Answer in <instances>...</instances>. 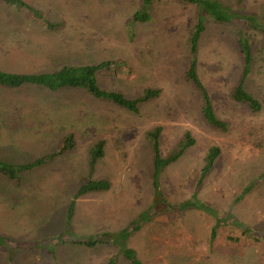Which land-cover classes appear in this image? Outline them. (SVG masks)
Returning <instances> with one entry per match:
<instances>
[{
    "label": "rangeland",
    "instance_id": "374dc122",
    "mask_svg": "<svg viewBox=\"0 0 264 264\" xmlns=\"http://www.w3.org/2000/svg\"><path fill=\"white\" fill-rule=\"evenodd\" d=\"M20 1L66 26L49 38L39 34L26 43L35 58L13 50L16 42L7 44L14 57L0 44V70L39 74L109 62L108 73L99 76V87L130 99L146 88H158L161 94L133 114L80 89L47 94L23 86L6 90L10 97L0 89V102L13 99L19 108L30 105L22 110L21 124H8L5 111H10L0 110V162L34 164L74 143L73 150L21 173L19 186L0 178V235L7 242L0 248V264H52L50 256L35 250L46 243L56 244V264H108L112 258L115 264L127 263L121 253L125 244L140 264H264V37H251L254 64L245 87L261 103L256 113L230 97L241 76L242 59L230 29L208 22L193 53L214 112L228 124L221 132L207 124L202 98L185 78L198 18L194 6L151 0L150 23L131 24L143 0ZM219 1L264 20V0ZM19 3L0 0V32L7 23L21 21L20 13H28ZM38 48L42 51L35 54ZM156 127L162 128V160L187 132L195 144L175 163L159 168L151 138L146 137ZM97 141L104 142V150L93 179L108 181L110 190L78 199L69 221L71 197L87 179L89 150ZM212 146L220 154L198 186ZM202 203L211 212L199 210ZM227 217L210 246L214 219ZM133 222L139 230L123 245L118 236V246L88 249L71 244L99 238L103 232L118 233ZM178 231L189 246L180 252L171 242L165 245ZM60 236L65 244H57ZM229 236L232 240L227 241Z\"/></svg>",
    "mask_w": 264,
    "mask_h": 264
},
{
    "label": "trees",
    "instance_id": "16d2710c",
    "mask_svg": "<svg viewBox=\"0 0 264 264\" xmlns=\"http://www.w3.org/2000/svg\"><path fill=\"white\" fill-rule=\"evenodd\" d=\"M3 1L9 4H17L18 2H21L19 3V6L26 8V10L28 11L27 16L32 20L41 23L42 26L50 32L62 30L64 27L63 24L58 23L55 20H51L49 16L41 13L40 11H35L31 9L28 5H26L20 0ZM174 1L180 4L192 5L198 11L197 23L195 25L194 33L190 38V48L188 51V56L191 54L192 56L190 55V57L192 58V60L190 63H188L185 78L194 86V88L198 91L199 95L202 98V114L207 124L216 130L226 132L228 124L224 121L219 120L214 112L208 91L202 84L196 72V59L193 60V53L196 52L198 43L200 42L204 31L206 32L208 22H213L215 25L219 24L220 27L230 29L234 36V39H236V42L234 44L237 48V51H239V54H241L242 57L240 68L241 76L239 75L238 84L231 89L230 97L237 103H243L254 113L259 112L262 107L261 103L245 87H247V80L251 75L252 67L254 64V49L251 42V37H254L253 34L264 37V20H260L258 16L253 13H245L241 11L232 10L222 4L219 0ZM151 5H153V3L151 4V0H143V3L141 4L140 8L132 16L131 24L150 23L152 18V15L150 13ZM109 66V62L89 66H70L64 67L63 69L61 68L57 72L53 71L39 74H21L0 70V87L7 89H18L23 86H29L45 88L50 92H66L80 89L86 91L95 100H102L104 101V103L108 102V104L112 106L124 109L125 111L133 114H137L139 112V105L148 103L154 98H158V96L161 94V90L158 88H146L145 90H143L144 92L141 95L134 99H130L121 93L104 90L102 87H99L97 83L99 82V76L104 75V72L108 73L107 70L109 69ZM115 75L116 73L113 72V75L111 76ZM153 130L154 132L152 131L146 133V137L151 138V146L155 153L154 163L159 168H164L166 166L168 167L172 163H175L188 148H191L195 144L194 139H192L190 133L187 132L184 137L179 141L177 148L168 156V158L162 160L159 154L158 143V139L160 137V134L162 133V128L156 127ZM69 136L71 137L72 134L70 133ZM73 144L63 146L59 152L47 156L48 158H42L36 161L34 164L26 166H14L0 162V178H7L8 181L14 186H19V179L22 176L21 173L29 170L34 165H40L44 163L47 159H50L53 156L60 155L67 150H73ZM103 150V141H97V143L89 150L90 168L88 172V177L84 181V183H82L81 186L77 187L76 191L71 197L72 201L70 202L67 212V218L69 221L73 219L74 207L78 199L83 196L107 192L108 190H110L111 185L108 181L93 179L95 169L94 165L103 156ZM219 154L220 151L217 147L212 146L209 147V149L207 150V154L204 159L205 165L202 168L200 180L197 184L198 186L202 184L204 177L214 167ZM160 172L161 171L157 173L158 176ZM246 191L247 190L245 189L242 195H244ZM237 200H240V198L236 199L235 201ZM198 209L211 212L210 210H207L205 204L203 203L200 204V206L198 205ZM226 220H229V217H227L226 219L216 218V226L213 229L212 238H215V232L219 226L224 223L227 224ZM138 230L139 227L134 225L133 222L129 225L128 228L118 233L111 235V233L103 232V234L97 235L99 236V238L91 237L88 241H72V243H70L72 245L83 246L88 249H94L96 245L101 246L111 244L112 246H116L119 242H121V244L123 245L127 241L130 234L135 233ZM245 233H247V231ZM117 236L121 239L119 242L117 239L115 240V237ZM58 240L59 241L57 244L66 243L65 241H62V236H60ZM6 245L7 242L5 236L0 235V248H4ZM123 248L124 251L121 253L127 260H129L131 264H140L135 259L134 252L131 249L126 248V244L123 246ZM118 249L120 250V247H118ZM35 250H41L45 252L48 256H50L52 264H54V262L56 264V262L58 261L56 244L49 245V243H46V245L43 246L41 249L35 248ZM112 259H109L108 264H115ZM10 260L12 261V258H10ZM61 262L62 259L60 258L59 263Z\"/></svg>",
    "mask_w": 264,
    "mask_h": 264
},
{
    "label": "crops",
    "instance_id": "0c3cea01",
    "mask_svg": "<svg viewBox=\"0 0 264 264\" xmlns=\"http://www.w3.org/2000/svg\"><path fill=\"white\" fill-rule=\"evenodd\" d=\"M25 15L27 16V14L20 13V15H19L20 16V19L19 20H21V21H17L15 23H10V24L7 23L6 25L2 26L4 31L3 32H0V34H2V38L0 37L2 39V40L0 39V44L2 46H5L7 48V50L9 51V54H10L9 56H13V50L14 49H17L18 52L20 51L23 54L22 57H24V55H26L28 53H31V52H29L26 49V47H25L26 43L32 42L33 41L32 39L36 40L38 38L39 34L40 35H43V37L46 36L45 38H49L50 35L59 33L61 31V30H58L56 32H50L47 29H45V27H43L41 23H38V22H36L35 20H32V19L29 20L28 22H26L22 18ZM56 22L63 24L64 27L66 26V22H64V21H56ZM10 41L16 42L17 48L15 46H13L12 47L13 50H12L7 45L8 42H10ZM24 50L27 53L24 52ZM34 51H35L34 53L37 54L38 51H42V50L38 48L37 50H34ZM28 55H32V53L31 54H28ZM33 55L31 57L35 58L36 55H34V56ZM31 57H29V58H31ZM29 88L41 89V90H43L45 92L47 91L49 93L56 94V92H50V91H48L45 88H39V87H29ZM0 89H2L5 92H7L6 90H8V92H11L13 90H16V89H7V88H2V87H0ZM83 92H85L88 96H90L86 91L83 90ZM58 93H63V91H59ZM8 95L10 97L12 95V93H8ZM17 103L18 102L17 101H14L13 99L0 102V110H8V111H10V112L5 111V115H7V117L9 118L6 121L7 123L8 122H13V123H17V124H21L22 123L23 118L20 115H24L25 114V113H22V110L24 109V111H25V108L29 107L30 105L29 104L22 105L23 107L19 108L20 106H18ZM61 117H62V115H61ZM9 120H11V121H9ZM7 132L9 133L10 131H7ZM19 132H21V130ZM214 220H215V224H214L213 228L211 229L212 232H213V229L216 226V218ZM226 225L227 224L224 223V224H222L219 227L226 226ZM216 231H217V229H216ZM172 236H173V239H169L168 240V238H166V240H165L166 244L165 245H167L169 242H171L170 243V246L171 247H174V249L177 252L183 251L184 249H187V247H189V246H186L185 247V244L184 243L187 242V239L186 238L185 239L183 238L184 233L181 235L180 234V231H178L177 233L173 234ZM215 236H216V232H215ZM230 236H232V235H230ZM230 236L228 237L227 241L228 240L229 241L232 240V238ZM184 237H186V236H184ZM214 240H215V238H211V240L209 242L210 246H213L214 245ZM223 245L226 246L225 244H223ZM123 264H131V263L130 262H127V263H123Z\"/></svg>",
    "mask_w": 264,
    "mask_h": 264
}]
</instances>
